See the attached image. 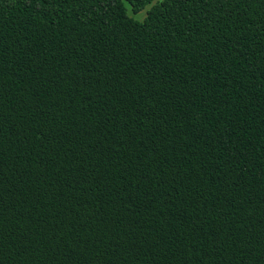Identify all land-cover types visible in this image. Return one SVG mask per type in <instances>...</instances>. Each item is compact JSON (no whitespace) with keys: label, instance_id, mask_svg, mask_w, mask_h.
Listing matches in <instances>:
<instances>
[{"label":"trees","instance_id":"trees-1","mask_svg":"<svg viewBox=\"0 0 264 264\" xmlns=\"http://www.w3.org/2000/svg\"><path fill=\"white\" fill-rule=\"evenodd\" d=\"M0 0V264H264V0Z\"/></svg>","mask_w":264,"mask_h":264},{"label":"rangeland","instance_id":"rangeland-1","mask_svg":"<svg viewBox=\"0 0 264 264\" xmlns=\"http://www.w3.org/2000/svg\"><path fill=\"white\" fill-rule=\"evenodd\" d=\"M121 3L122 5L126 8V12L127 14L132 17L133 19H136V20H141L144 15H145V9L148 7V6H145V8L133 13L130 8H129V5L127 3V0H121Z\"/></svg>","mask_w":264,"mask_h":264}]
</instances>
